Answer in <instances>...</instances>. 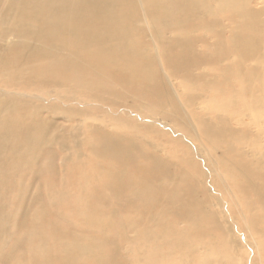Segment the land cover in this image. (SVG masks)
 <instances>
[{"label": "rangeland", "instance_id": "rangeland-1", "mask_svg": "<svg viewBox=\"0 0 264 264\" xmlns=\"http://www.w3.org/2000/svg\"><path fill=\"white\" fill-rule=\"evenodd\" d=\"M20 2L15 0L10 15L17 14ZM8 4L0 0V11ZM224 14L218 18L223 28L229 16ZM148 17L156 15L150 12ZM13 26L12 20L1 22L0 15V31ZM158 34L168 37L161 30ZM5 49L6 41L0 39V73L6 75L0 78V264H264V175L256 163L264 150L246 159L240 172L236 163H219L221 150L197 153L181 129L148 117L146 110L167 104L166 96L157 102L146 97L145 84L152 82L139 76L141 70L148 71L158 81L157 57L150 47L144 49L147 58L141 69L130 63L114 74L103 69L96 80L103 92H49L45 82L29 89L25 73L13 76L18 61ZM239 69L248 73L243 66ZM207 71L213 77L220 74L212 67ZM194 72L171 82L196 74L194 89L182 84L178 90L209 94L210 102L193 107L213 118L228 103L223 93L237 83L216 85L212 92L201 86L200 72ZM216 94L225 96L217 99ZM167 106L175 111L170 102ZM244 107L241 98L237 111L229 112L228 124L249 114ZM257 119L263 121L264 114ZM90 126L120 137L121 145L131 150L130 158L93 156L99 134L88 132ZM249 128L252 134L244 132L245 137L232 141L235 150L248 151L250 142L264 141V125ZM30 135L32 141L22 146L27 154L15 155L16 139ZM33 148L42 151L34 154ZM152 154L166 167L154 175L143 159ZM214 157L216 166L211 164ZM115 174L119 180L112 185ZM119 181L124 184L118 186ZM148 189L158 191L160 202L151 199Z\"/></svg>", "mask_w": 264, "mask_h": 264}, {"label": "bare ground", "instance_id": "bare-ground-1", "mask_svg": "<svg viewBox=\"0 0 264 264\" xmlns=\"http://www.w3.org/2000/svg\"><path fill=\"white\" fill-rule=\"evenodd\" d=\"M212 1L21 0L17 5V14L10 15L15 0H9L7 10L0 11L1 22L8 24L12 20L14 26L1 30L0 39L6 41L5 51L8 56L18 61L12 68L13 76L20 78V74L25 73V81L29 83L26 87H40L45 82L49 92L82 89L103 92L96 81L103 69L114 74L129 63L136 64L141 69L147 58L144 49L150 47L157 57L158 81L151 80L148 71L141 70L139 76L144 81L148 78L152 82L145 84V89L148 90L146 97L157 102L162 96H166L167 104L170 102L174 105L175 111L167 104L156 106L146 110L150 112L148 117L168 121L173 128L181 129V135L192 141L190 142L194 144L197 153L203 148L208 151L215 149L214 153L221 150L224 156L218 159L219 163H236L241 172L246 159L255 157L256 151L264 150V141L260 144L256 140L254 143L250 142L253 147L248 151L235 150L232 143L235 139L237 141L245 137L244 132L249 133V125H264V120L257 119L260 114H264V0H260V6H257L255 0ZM150 12L156 17H148ZM225 12L229 16L225 17L227 27L223 28L218 18L222 19ZM158 30L168 33V37L159 35ZM187 32L192 34L191 38ZM185 34L187 38L184 37ZM8 37L17 40H8ZM165 47L170 48L171 52ZM27 59L30 61H24ZM241 66L247 68V74L241 72ZM207 67L218 69L219 76L208 75ZM191 68H195L194 73L200 72L197 74L199 80L204 81L201 86L204 85L211 91L216 85L226 88L230 83H237L229 93L220 90V93L228 95V103L219 108L220 112L213 118L203 117L200 113H204V110L193 107L201 102H210L209 94L190 95L178 90L182 84L194 89L193 86H197L198 81L193 80L196 74L192 79L185 77L180 84L171 82V79H180L187 72H193ZM152 69L154 68L151 67ZM4 76L5 73H0V78ZM28 77L30 80H27ZM12 84L15 86L14 82ZM235 86L238 87L237 90H233ZM255 92L258 94L255 95ZM86 93L91 94L89 90ZM223 94H216L215 97L218 99L219 95L225 96ZM241 98L244 100V109L249 114L240 120L233 117L230 120L234 125L228 124L227 116L229 112L237 111ZM183 109L190 110L196 116L192 113L186 115ZM209 121L214 122L215 126ZM87 130L99 134V139L91 149L96 158L117 161L130 158L131 150L121 145L120 137L100 132L95 126H90ZM250 133L252 134L251 131ZM32 139L33 135L17 138L13 153L17 156L27 154L22 146ZM130 148L135 149V146L131 144ZM41 151L38 148L32 149L34 154ZM260 156L263 157L256 160V163L264 175V153ZM215 157L211 164L216 166ZM143 159L147 161L153 175L166 168L154 156ZM51 170L54 171L52 166L49 167V171ZM112 177L114 185L119 177L117 174ZM122 185L119 181L118 186ZM147 191L151 199L160 202L156 189ZM117 195L121 196L119 191ZM140 196L138 194L137 198ZM128 203L125 200L123 204Z\"/></svg>", "mask_w": 264, "mask_h": 264}]
</instances>
